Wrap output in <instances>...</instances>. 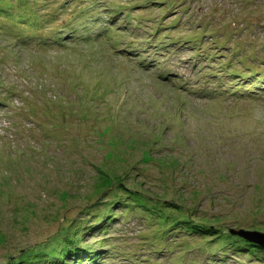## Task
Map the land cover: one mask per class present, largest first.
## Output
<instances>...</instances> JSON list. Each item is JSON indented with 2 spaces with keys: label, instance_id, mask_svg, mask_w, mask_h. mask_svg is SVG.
<instances>
[{
  "label": "rangeland",
  "instance_id": "rangeland-1",
  "mask_svg": "<svg viewBox=\"0 0 264 264\" xmlns=\"http://www.w3.org/2000/svg\"><path fill=\"white\" fill-rule=\"evenodd\" d=\"M23 263L264 264V0H0Z\"/></svg>",
  "mask_w": 264,
  "mask_h": 264
},
{
  "label": "bare ground",
  "instance_id": "bare-ground-1",
  "mask_svg": "<svg viewBox=\"0 0 264 264\" xmlns=\"http://www.w3.org/2000/svg\"><path fill=\"white\" fill-rule=\"evenodd\" d=\"M76 5V4H75ZM161 7H163V6H161ZM176 7V6H175ZM75 8V7H74ZM73 8V9H74ZM76 9V8H75ZM91 11V10H90ZM101 12V11H100ZM93 15V14H92ZM96 16V15H95ZM73 18H75V17H73ZM97 18V17H96ZM108 18V17H107ZM115 18V17H114ZM182 18V17H181ZM104 19V18H103ZM106 20V19H105ZM102 26V25H101ZM74 27H75V25H74ZM103 27V26H102ZM110 32V31H109ZM23 40V39H22ZM244 54V53H243ZM229 60V59H228ZM241 60V59H240ZM238 62H240V61H238ZM243 64V63H242ZM222 65V64H221ZM223 66H225V65H223ZM229 67V66H228ZM226 68V67H225ZM233 70H235V69H233ZM252 77V76H251ZM48 81H49V79H48ZM194 89H196V88H194ZM201 95H203V94H201ZM204 97V96H203ZM49 114L47 113V116H48ZM144 204H145V202H144ZM146 206V205H145ZM144 209V208H143ZM145 211V210H144ZM143 211V212H144ZM137 214H139V213H137ZM141 214V213H140ZM143 217V216H142ZM144 223V222H143ZM165 225H166V223H165ZM238 239V238H237ZM151 240V239H150ZM222 240H223V238H222ZM162 243V242H161ZM78 244V243H77ZM167 244V243H166ZM169 248V247H168ZM216 249V248H215ZM173 251V250H172ZM174 252H176V251H174ZM113 254V253H112ZM111 258V257H110ZM24 264V263H23Z\"/></svg>",
  "mask_w": 264,
  "mask_h": 264
},
{
  "label": "water",
  "instance_id": "water-1",
  "mask_svg": "<svg viewBox=\"0 0 264 264\" xmlns=\"http://www.w3.org/2000/svg\"><path fill=\"white\" fill-rule=\"evenodd\" d=\"M237 233H240V234H243L244 236L248 237V239H251V240H256L255 238L253 237H250L251 233L248 232V231H245L243 229L239 230Z\"/></svg>",
  "mask_w": 264,
  "mask_h": 264
},
{
  "label": "trees",
  "instance_id": "trees-1",
  "mask_svg": "<svg viewBox=\"0 0 264 264\" xmlns=\"http://www.w3.org/2000/svg\"><path fill=\"white\" fill-rule=\"evenodd\" d=\"M15 12H18V11H15ZM18 13H21V14H22V16H19V17H24V16L27 15V14L30 15V14L27 13V12H26V13H24V12H18ZM24 14H25V15H24ZM28 15H27V16H28ZM31 18H32V17H31ZM34 19H35V18H34ZM60 34H61V33H60ZM60 34H59V35H60ZM71 249H72V248H71ZM81 249H83V248H82V247H79V248H78V250H81ZM72 250H74V249H72Z\"/></svg>",
  "mask_w": 264,
  "mask_h": 264
}]
</instances>
